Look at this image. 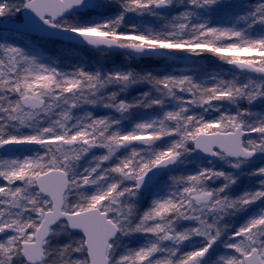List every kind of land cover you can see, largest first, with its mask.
Returning a JSON list of instances; mask_svg holds the SVG:
<instances>
[{"label": "snow or ice", "instance_id": "obj_1", "mask_svg": "<svg viewBox=\"0 0 264 264\" xmlns=\"http://www.w3.org/2000/svg\"><path fill=\"white\" fill-rule=\"evenodd\" d=\"M223 2L184 0L181 11L162 17L163 27L169 30L160 31L158 26L142 23L138 18L145 14L160 16L172 6L171 0H121L120 4L113 0H0V35L19 37L36 31L27 12L44 25L74 34L101 52L105 47H126L134 53L175 50L191 55L206 50L223 60V54L236 49L239 43L247 45L239 49L244 52L264 48V35L251 37L236 23L214 26L201 15ZM117 5L115 13L104 15ZM88 10L96 16L90 20L77 17L78 12ZM237 19L246 21L249 27L264 25V0H257L251 11ZM138 23L142 27L137 28ZM238 66L247 67L255 73V78L226 79L212 75L198 80L195 73L201 69L193 67L181 70L178 75L159 77L132 69L102 72L82 66L66 72L41 62L15 43L0 40V150L39 146L35 156H0V234L3 235L0 264H14L19 253L24 254L27 264H32L23 246L38 236L43 237L57 215L65 223L69 217L82 218L72 225L73 230L83 234L75 236L72 258L75 264H81L83 255L84 264H93V255L99 256L104 250L108 236L105 225L117 226L108 201L129 193L137 196L150 170L173 164L186 152L196 150L230 161L226 164L233 168L256 153H264V144L259 139L264 137V115L258 116L248 109L234 113L220 109L222 102L243 99L251 103L264 98V67L256 61ZM111 82H119V87L107 91L114 86ZM138 82L149 84L157 95L144 92L131 102L119 98L120 91ZM98 88L106 94L102 106L115 113L156 106L160 114L137 120L127 130L120 126L123 119H113L111 114L95 116L87 111L82 119L80 109L95 103ZM167 103L172 106L167 107ZM213 112L217 114L212 115ZM249 117L256 118L257 123L244 133L249 137L247 143L243 138L234 140L242 122ZM54 126L63 131H55ZM9 128L13 130L7 131ZM110 141H115L119 148L108 147ZM76 143L87 146V156L95 160L90 176L80 179L97 177L107 180V184L102 193L69 210L61 207L62 183L52 174L64 171L58 153L70 151L73 156L79 155L63 148L65 144ZM130 145L146 146L145 151H129ZM107 172L114 176L135 174V180L116 184L106 177ZM248 175L259 177L257 186L236 196L228 189L237 177L222 169L201 167L191 174L170 176L168 192L139 211L140 216L151 215L152 219L146 229L138 232L143 234V242L122 255L121 264H209L213 260L210 249L217 242L224 249L214 257L218 264H264V166ZM213 177L222 178L223 183L210 187L208 182ZM194 201L202 202V206L194 207ZM233 201L239 205V211L253 210L238 227L231 226L225 232L221 213ZM172 217L179 221L176 232L181 242L157 243L165 218Z\"/></svg>", "mask_w": 264, "mask_h": 264}, {"label": "clouds", "instance_id": "obj_2", "mask_svg": "<svg viewBox=\"0 0 264 264\" xmlns=\"http://www.w3.org/2000/svg\"><path fill=\"white\" fill-rule=\"evenodd\" d=\"M184 0H171L172 5H181ZM113 3L120 4L121 0H113ZM156 12H160L159 9H155ZM149 17L156 18L160 23L154 25L158 26L160 31H168L166 27H163L165 20L162 17H165L164 13H161L160 16L148 15ZM143 23V22H142ZM142 23L136 25L137 28L142 27ZM127 27V26H122ZM91 39H96V37H90ZM177 39L183 37H176ZM92 46V45H90ZM247 45L239 43L237 48L224 53V59L221 61L226 62L228 65L234 66L238 71L237 75L233 78L243 80L247 76H253L255 73L249 71L247 67H240L238 65H243L247 61H256L260 67H264V48H257L256 51L244 52L239 49H243ZM123 50H130L126 47H120ZM134 53V52H133ZM243 53V54H242ZM204 79V78H203ZM211 82V81H209ZM114 86H119V82H111ZM252 90L250 86V91ZM99 94L94 98L95 103L91 106L102 105L105 97V93L102 89L96 90ZM135 100V99H134ZM245 100L237 99L235 102L230 103L235 105L237 110L247 109V107L241 108L239 106L240 102ZM248 103V102H247ZM250 104V103H249ZM211 105H209V108ZM88 110H84L81 114V118H86L85 113ZM118 116H113V119L121 120L127 119L123 112H117ZM257 123L256 118L249 117L242 122V127L238 131L236 137H233L234 140L243 138L244 143H247L249 137L245 136L244 133L255 126ZM55 131H63L57 126H54ZM12 128L7 129V131H12ZM201 139H204L203 137ZM255 139V138H252ZM260 143L264 144V137H260ZM125 143V141H121ZM108 147H111L113 150L119 148V145L115 141L108 142ZM146 147V146H145ZM145 147L141 146H132L130 145L129 151L143 152ZM64 149L74 150L79 153L77 156L71 155V152H60L58 157L60 164L63 167L64 171L59 173H53L55 177H59L62 183L61 195V207L66 209H71L72 206L77 204H83L87 202V198L94 195L100 194L104 191L107 180H101L97 177H91L90 179L81 180L82 176H90L91 169L95 163V160L87 156V146L82 143L76 144H65ZM55 150V149H54ZM194 152V151H191ZM189 152H186L187 154ZM184 154V155H185ZM32 156L36 155V152L31 153ZM243 155V153H239ZM87 157V158H84ZM225 163H230L226 161ZM240 164L243 162L240 161ZM108 179H111L116 184H124L135 180V174L131 175H120L114 176L112 173H105ZM45 180L49 179L48 177L44 178ZM215 180V177H213ZM27 179L25 183L27 184ZM88 185V187H85ZM136 194L129 193L124 196H113L111 200L108 201V208L113 219L116 221V227L112 225H105L106 233L108 234L107 240L105 241L104 250L101 255H93V264H121V257L125 253L132 251L135 247H130L128 242L125 240V237L130 236L131 234L138 233L143 229H146L149 224V220L152 219L151 215L147 218L139 215V209L135 201ZM194 207H201L202 202H193ZM239 211V205L233 201L232 206L225 207L221 215L224 217L222 230L227 232L232 226L230 223L225 221V218H230L236 212ZM68 223H65L59 215H57L56 220L53 221L47 227V232H45L43 237H37L33 242H30L24 245V251L27 252L29 258L32 260V264H75V261L72 258V246L75 243V237L72 236L73 224L80 222L82 218L69 217ZM165 227L161 229L157 243L169 242L171 245H178L181 242L180 236L177 234L176 229L179 224V221L175 218H165ZM61 235L67 237V242L62 245L54 243ZM62 253V254H61ZM81 264H84L85 257L82 255L80 257ZM16 264H27L25 256L23 253L16 255ZM209 264H218L216 258H213L212 261H209Z\"/></svg>", "mask_w": 264, "mask_h": 264}, {"label": "trees", "instance_id": "obj_3", "mask_svg": "<svg viewBox=\"0 0 264 264\" xmlns=\"http://www.w3.org/2000/svg\"><path fill=\"white\" fill-rule=\"evenodd\" d=\"M257 3V0H226V3L221 4L217 6L216 8L212 9L211 11H203L201 15L207 19V21H210V24L212 20L216 21V23L225 24L228 20L236 21L239 28H242L245 33L251 37H257L261 36L264 33V25L257 24L252 25L249 27L248 23L246 21L238 20L237 17L246 15L249 11H251L252 6ZM177 6V5H176ZM180 8H170L168 11H164L163 13L167 16H171L174 14H177L179 11L182 10L183 5H179ZM118 10V5L114 8H111L108 10V12L104 13V15L115 13V11ZM94 16H96V13L94 11L84 13L80 15L78 18L81 20H90ZM148 17L149 20L153 21V25H156L160 23L156 18L150 17L145 14L143 17ZM139 19V18H138ZM58 45V44H57ZM25 51L30 55H36L38 59L46 64H52L53 66L57 67L61 71H68L71 72L74 70L77 66L85 67L87 70L92 71L99 69L102 72H109L114 70H128L132 69L135 70L136 73H143L145 71V68L147 70L152 71V74L155 76H164V75H178L181 73V70L185 68H199L201 71L195 73L196 79H203L206 76H212V75H219L222 78L230 79L237 75V71L230 68L229 65L219 60L217 55H214L208 51H204L200 53V55H191L188 54L187 57L190 59L189 61L185 60L180 56H176L181 54V51H175V55H173L171 58L166 57H157V58H148L152 61L151 67H148L150 65L145 64L144 62L149 61L146 60V58H140L129 51L123 50L121 52L115 53V55H121L123 54V58L118 59L116 56L113 58H104L103 54L105 51H96L93 55H91L86 49L79 46L74 45H66L65 48L59 49L58 46H55L53 50H39L36 48L32 49H25ZM102 53V55H101ZM188 74H194L192 72H189ZM144 93L143 90H139L137 92H134L130 94L129 98L126 99L122 98L123 100H127L129 102L133 101L134 99H139L140 96ZM151 93L153 95H157L155 90L151 89ZM261 103L258 105H250V107L246 106L245 104H239L241 108L247 107V109L250 112L256 113L259 115H264V98L261 99ZM167 107H171V103L166 105ZM220 109L222 111H229V112H236L237 107L235 105H231L228 102H222L220 104ZM88 110L93 113L95 116H103V115H109L112 116H118L117 113L107 110L105 111V114H96L95 109L93 106L90 105H84L80 111ZM196 111H200V109H196ZM104 113V112H102ZM115 113V114H114ZM160 114V109L156 106H153L151 108H143V107H137L130 110L129 113H126L127 119L121 120L120 126L127 130L129 129L132 124L137 120H147L150 119L153 116H158ZM212 115H216L217 113L213 112ZM191 147V145H189ZM39 150V147L29 149L23 152H18L14 155L23 157L24 155H30L33 151ZM207 160L206 158L198 159L195 156H193V152H189L183 156H181L178 166L174 170V175L179 174H191L196 171H199L201 167H207L206 164ZM258 165V166H257ZM261 166H264V162H257L254 163L251 167V171L253 169L259 168ZM217 168V167H214ZM219 169V168H217ZM243 177H240V181L236 184H232L230 187V190L228 189L229 193L232 196L239 195L243 191L254 189L256 185V181L259 179L258 176H251L248 175V173H244L242 175ZM168 174H164L160 182L158 181L156 185L151 189L150 193L145 196L139 203H137V207L139 211H143L145 208H147L151 201L159 196H163L166 193H163V189L166 188V183H170ZM222 178H216L215 180H210L209 186L210 187H216V182L221 180ZM261 206V205H257ZM253 209L249 208L246 210H241L239 212H236L233 216L230 218H226L225 221L230 223L232 225V228L238 227L241 223H243L248 216L250 215L251 211ZM72 236H77L78 234L71 233ZM3 238V235L0 234V239ZM125 240L128 242L130 247H137L143 242V234L140 233H134L131 234L128 237H125ZM64 242H67V237L63 239L61 244ZM54 243H56L54 241ZM187 247V244L185 245ZM223 246L221 243L217 242L215 251L211 252L213 255V258L216 254L223 252ZM14 264H16V258L14 261Z\"/></svg>", "mask_w": 264, "mask_h": 264}, {"label": "rangeland", "instance_id": "obj_4", "mask_svg": "<svg viewBox=\"0 0 264 264\" xmlns=\"http://www.w3.org/2000/svg\"><path fill=\"white\" fill-rule=\"evenodd\" d=\"M226 0H224L223 3H225ZM169 8H173V5ZM142 22L144 23H149V24H152V21L149 20V19H143L141 20ZM225 26H231L232 24H224ZM264 35V33H263ZM4 37V36H3ZM5 39L4 40H13L14 42L12 43H15L19 46H22V47H38V48H41V49H45V50H50L52 47H51V42L48 41V40H44V39H28V38H23V37H16V36H12V38H9V37H4ZM172 55H175V51H172V50H168ZM243 54V53H242ZM105 58H110V57H114L116 56L118 59H121L123 58V54L121 55H115V54H105ZM180 55H183L181 56L182 58H187V53L186 52H182L181 54L179 55H176V56H180ZM146 60H149V59H146ZM145 64H148L150 66L148 67H151V64H152V61L149 60V61H146L143 63V65L145 66ZM152 73V71L150 70H147V68H145V71L143 73ZM141 73V74H143ZM253 78H255V74L253 75ZM119 86H111L107 89V91H112V90H115L116 88H118ZM139 90H143L144 92H151V89H150V86L149 84H147L146 82H138V83H133V84H130L126 89H124L123 91H120L119 92V98L122 99V98H125V97H128L130 96V94L134 93V92H137ZM153 95V93H151ZM262 98H258L256 101H253L251 102L250 104L247 103V102H244V101H241L240 103L241 104H245L246 106L250 107V105H258L261 103V100ZM169 103H167L166 105H168ZM96 107L99 109H97V112H105L107 110H111L114 112V110L112 109H108V108H105L103 107L102 105H96ZM115 114V113H114ZM264 162V153H257V156L256 158L253 160V161H245L244 163L240 164L238 168H233L231 167V165H228L226 164L224 161H221L219 158H209L208 159V162L207 164V167H214V164L216 163V166H218V168L222 169V170H225L227 172H231L234 176H236V180L233 184H236L237 182H239L240 180V177L242 176L241 174L244 172H246L248 169L251 170V167L254 163H257V162ZM258 166V165H257ZM174 175V172H171L170 174H168V176H172ZM223 183V180H219L216 182V186H218L219 184ZM169 186H170V183H166V188H164V193H167L168 190H169ZM232 186V185H231ZM230 186V187H231ZM151 187L149 189H147L146 191L142 192V193H137V196L135 197V201H136V204L139 203L143 198H145V196L147 194L150 193L151 191ZM230 190V188H229ZM226 219V218H225ZM65 238V236L61 235L55 242L62 245L61 242L63 241V239ZM65 243V242H64ZM216 249V246L214 247V251Z\"/></svg>", "mask_w": 264, "mask_h": 264}, {"label": "water", "instance_id": "obj_5", "mask_svg": "<svg viewBox=\"0 0 264 264\" xmlns=\"http://www.w3.org/2000/svg\"><path fill=\"white\" fill-rule=\"evenodd\" d=\"M25 14L31 15V22L35 25V27L37 29L36 31L29 32L27 34H33V35H37V36H42L44 38L60 40V41H64V42H71V43H75L78 45H86L88 48L96 49L94 46H90V45L86 44L85 42H83L82 40H80L74 34L61 32V31H58L56 29H52V28L44 25L42 23V21L39 20L38 17H35L34 15L27 13V12ZM70 14L71 13H69L68 15H70ZM104 50L119 51L121 49L118 47H105ZM136 54H138L140 56H159L161 54L168 56V53L165 50L143 51V52H139ZM34 146H37V145L14 146V147H11L10 151L9 150H0V153H11L20 147L29 148V147H34ZM195 153L197 156L207 155V154L200 152L199 150H196ZM254 156H255V154H254ZM253 157H251L249 159H252ZM249 159H247V160H249ZM176 163H177V161L174 162L173 164L166 166V167H157L155 169L150 170V172L148 174H146L145 182L139 191H141L144 187L148 186L151 182L156 180L162 172L172 169ZM72 232L79 233L81 236L83 235L82 232H80V230H78V229H74V230H72Z\"/></svg>", "mask_w": 264, "mask_h": 264}, {"label": "flooded vegetation", "instance_id": "obj_6", "mask_svg": "<svg viewBox=\"0 0 264 264\" xmlns=\"http://www.w3.org/2000/svg\"><path fill=\"white\" fill-rule=\"evenodd\" d=\"M0 156H7V155H2V154H0Z\"/></svg>", "mask_w": 264, "mask_h": 264}]
</instances>
